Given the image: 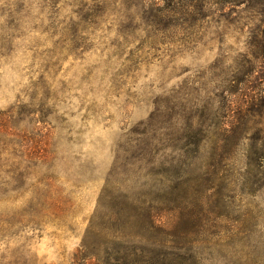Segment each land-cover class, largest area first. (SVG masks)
<instances>
[{
	"label": "rangeland",
	"instance_id": "374dc122",
	"mask_svg": "<svg viewBox=\"0 0 264 264\" xmlns=\"http://www.w3.org/2000/svg\"><path fill=\"white\" fill-rule=\"evenodd\" d=\"M15 1L0 0V264H264V177L247 179L264 152V9L154 27V0H96L102 30L29 21L8 51ZM176 204L188 250L166 256L173 215L155 212Z\"/></svg>",
	"mask_w": 264,
	"mask_h": 264
},
{
	"label": "trees",
	"instance_id": "16d2710c",
	"mask_svg": "<svg viewBox=\"0 0 264 264\" xmlns=\"http://www.w3.org/2000/svg\"><path fill=\"white\" fill-rule=\"evenodd\" d=\"M163 2L167 3V5L162 7L159 3H156L155 0L153 2V6L149 5V7H152L154 12V20L149 21V24L154 27L160 25L164 18H173L182 12L186 16L194 17L195 20L198 17H201L202 19L210 17V14L204 12L205 10H209V7L218 8L217 12H223L227 9H238L249 4H253L258 8L264 9V0H210L209 2H206L205 0H163ZM198 3L200 5H197ZM67 6L71 7L72 10L70 12L67 11ZM108 7L111 6L107 5V3L97 2L96 0H94L91 4H85L84 2H75L74 4L69 5L67 4V0H40V2H37L36 0H17L15 1V3L8 2L7 8L6 10H4L3 15L6 14L8 17L6 19V30L7 38L9 39V41L7 43V46L3 47L10 51L13 42H15L17 38L23 35V27L25 25L28 26L29 21L33 23L32 26L35 27L34 29H37L38 24H40L42 28L44 27L42 32L50 36H55L59 33H61L62 35L70 34L72 36H75L77 35V33L88 34L91 31L98 32L102 30V24H105L109 19ZM135 7H137V5H135ZM130 8L131 6H128L127 10H130ZM36 9L40 10L37 17L35 15ZM114 11L115 10H113L112 13H114ZM126 15H124V18H126V22H120V31L118 32L128 40L131 34L134 33V26L132 23V18ZM142 20L144 21L145 19L142 17ZM47 59H44L45 69L42 76H44V74H48L51 70V66L49 64L50 61ZM5 129L6 120L2 115L0 116V135L4 133ZM206 132V128L200 129L198 131L197 135L200 137L199 143H203L206 140V135L204 134ZM254 149L255 150L253 154L256 155V157L250 159L248 163V185L254 183V180L255 184H257L260 181L261 177H264V161L259 162V150L256 147ZM260 152L261 154L259 155V158H263V150H261ZM179 211H181L180 206L176 204L172 208L166 207L155 212L157 213L156 215H159L163 212L173 215L172 221L174 223L172 225L175 224V228L172 229L173 226H170L169 229H167L174 230L171 234L173 236V240L165 248L167 249V251L171 252L166 253V256L167 254L175 255V251L183 252L187 249V246H185L187 243H182V240L188 238H183L185 233L182 229L179 228L180 225H178V223H180ZM156 215L152 218L154 221L156 220ZM188 236H191L189 232Z\"/></svg>",
	"mask_w": 264,
	"mask_h": 264
}]
</instances>
